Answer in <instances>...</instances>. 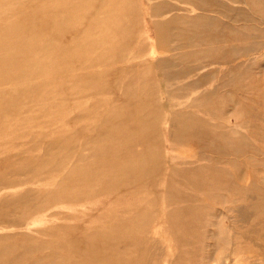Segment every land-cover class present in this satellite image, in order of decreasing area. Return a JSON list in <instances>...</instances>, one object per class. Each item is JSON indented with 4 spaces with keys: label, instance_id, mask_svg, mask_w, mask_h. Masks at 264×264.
Returning <instances> with one entry per match:
<instances>
[{
    "label": "rangeland",
    "instance_id": "374dc122",
    "mask_svg": "<svg viewBox=\"0 0 264 264\" xmlns=\"http://www.w3.org/2000/svg\"><path fill=\"white\" fill-rule=\"evenodd\" d=\"M0 264H264V0H0Z\"/></svg>",
    "mask_w": 264,
    "mask_h": 264
}]
</instances>
